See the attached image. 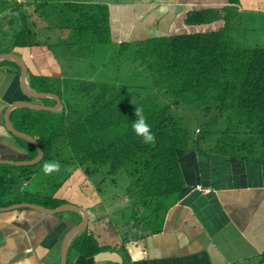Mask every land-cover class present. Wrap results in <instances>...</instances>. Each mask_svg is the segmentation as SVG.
Wrapping results in <instances>:
<instances>
[{"label":"trees","instance_id":"16d2710c","mask_svg":"<svg viewBox=\"0 0 264 264\" xmlns=\"http://www.w3.org/2000/svg\"><path fill=\"white\" fill-rule=\"evenodd\" d=\"M236 4L227 0L221 8L186 13L183 25L198 31L115 44L103 4L12 2L6 35L0 39V47H7L0 48V54L12 48H49L45 41L50 39L54 46H75L79 57L98 50L103 56L99 76L27 77L32 91L56 95L62 108L56 113L26 108L9 112L12 128L36 142L42 159L33 166L0 165L1 205L58 206L52 193L60 183L53 176L43 181L54 183L49 195L30 197L17 191L18 183L29 180L45 161L79 168L87 177L99 174V186L105 180L113 183L122 171L127 179L124 210L133 227L158 233L183 189L177 152L212 153L264 166V47H240L230 37ZM214 22L221 26L199 31ZM3 62L18 73L14 63ZM135 107L143 108L154 145L144 144L132 130ZM191 113L198 122L190 128L185 120ZM11 137L28 160L36 156L30 144ZM11 194L12 199L1 202ZM70 249L90 257L102 248L82 231Z\"/></svg>","mask_w":264,"mask_h":264},{"label":"crops","instance_id":"0c3cea01","mask_svg":"<svg viewBox=\"0 0 264 264\" xmlns=\"http://www.w3.org/2000/svg\"><path fill=\"white\" fill-rule=\"evenodd\" d=\"M0 1L2 39L13 1ZM40 1L105 5L110 40L115 44L198 31L183 25L186 13L227 5V0H36L32 3L24 0L23 4ZM232 12L235 24L231 26L230 36L241 20L252 23L251 16H256L257 24L263 23L264 29V0H237ZM220 26L221 23L214 22L199 31H213ZM48 40L45 43L52 45L49 48L40 45L12 48L8 52L23 62L26 84L28 76L64 78L60 69L62 58L54 51L55 47L63 48ZM18 75L13 66L0 63V165H9L2 161H29L27 152L3 127L5 109L19 102L50 106L41 100H52L28 99L21 90ZM177 161L183 189L166 211L158 233L134 228L129 213L124 210L126 197L104 190V182L99 186L81 169L61 167L59 172L45 175L43 165L36 167L29 180L18 183V193L30 197L35 193L49 195L54 183L47 185L43 181L53 176L60 183L52 193V198L60 201L55 208L65 209L45 215L28 207L10 208L34 203L5 206L0 203V264H60L64 236L81 221V214L66 206L85 211L87 222L69 242L65 264H264V166L191 151L177 152ZM12 196H3L1 202L9 201ZM82 231L102 248L90 257L69 250Z\"/></svg>","mask_w":264,"mask_h":264},{"label":"rangeland","instance_id":"374dc122","mask_svg":"<svg viewBox=\"0 0 264 264\" xmlns=\"http://www.w3.org/2000/svg\"><path fill=\"white\" fill-rule=\"evenodd\" d=\"M36 0H26V2H35ZM24 3V2H23ZM22 6L32 4L25 3ZM9 4V3H7ZM253 22L250 23L246 20H241L239 28H234L233 33L230 36L234 43L239 45L240 47L245 48H253V47H264V29H262V24H257L259 19L256 16H251ZM257 21H256V20ZM235 21L233 19L230 20L229 25L233 26ZM261 28V29H258ZM53 39H56L55 36ZM4 44L0 48L7 47ZM62 50H59L58 47L54 48V51L58 54L60 58H62V63L60 65V69L62 72V76L66 79H86L89 76H99V60L102 58L103 53L99 50L94 55L89 56L88 58L85 56L79 57L75 54V46H65L62 47ZM82 58V59H81ZM91 63V66H90ZM40 102L39 100H37ZM44 104H49L47 100H41ZM188 116L186 123L191 128L198 119L196 120L195 113L186 114ZM198 118V117H197ZM196 120V121H195ZM100 179L99 174H95L90 177L92 182H98ZM113 183L105 180L104 182V190L109 191L112 194H117L118 196L124 195V185L127 184V179L122 171L118 172L113 177ZM114 184V185H113ZM99 198L101 199V194H99Z\"/></svg>","mask_w":264,"mask_h":264},{"label":"water","instance_id":"95a60500","mask_svg":"<svg viewBox=\"0 0 264 264\" xmlns=\"http://www.w3.org/2000/svg\"><path fill=\"white\" fill-rule=\"evenodd\" d=\"M3 60L11 61L18 67V74H19L18 76H19V80H20V84H21L20 85L21 90L28 97V99L50 98L54 101L53 106H44V105H39V104L29 103V102L15 103V104L8 106L5 109L3 116H2V124H3L5 131L8 134H10L11 136L27 142L36 151V156L29 161H24V162L2 161V162L9 164V165H17V166H19V165H35L42 159L41 150L39 149L36 142L31 137H29L26 134L17 132L16 130H14L12 128V126L8 122V117H7L8 113L11 110L16 109V108H26V109H31V110H35V111H46V112L56 113V112H59L61 110L62 104L56 95L47 94V93H36V92H33L27 86L26 81H25L26 68H25L23 62L20 59H18L15 55L10 54V53L0 54V61H3ZM16 207H28L34 211H37V212H39L41 214H45V215H50V214L62 212L65 209L63 207H57L55 209H45V208L39 207V206L34 205V204H21V205L10 206V208H16ZM69 208L75 209V211H77L81 214V221L77 225H75L72 229H70V231L64 236V239L61 243V247H60V251H59L60 264H65V255H66V250H67L69 242L78 232H80L84 228V226L86 225V222H87V216H86L85 211L78 209L76 207L66 206V209H69Z\"/></svg>","mask_w":264,"mask_h":264},{"label":"clouds","instance_id":"9594fccd","mask_svg":"<svg viewBox=\"0 0 264 264\" xmlns=\"http://www.w3.org/2000/svg\"><path fill=\"white\" fill-rule=\"evenodd\" d=\"M134 114L137 119L132 123V130L137 136L142 138L144 144L154 145L155 135L152 133L151 127L146 121L143 108L135 107ZM60 168L61 165L58 161H45L42 166V171L45 175H51L52 173L59 172Z\"/></svg>","mask_w":264,"mask_h":264},{"label":"built area","instance_id":"2783aa9c","mask_svg":"<svg viewBox=\"0 0 264 264\" xmlns=\"http://www.w3.org/2000/svg\"><path fill=\"white\" fill-rule=\"evenodd\" d=\"M15 4H21L24 2V0H12Z\"/></svg>","mask_w":264,"mask_h":264}]
</instances>
